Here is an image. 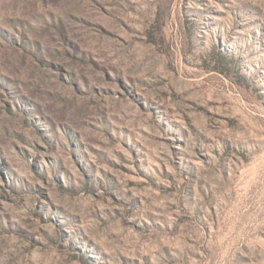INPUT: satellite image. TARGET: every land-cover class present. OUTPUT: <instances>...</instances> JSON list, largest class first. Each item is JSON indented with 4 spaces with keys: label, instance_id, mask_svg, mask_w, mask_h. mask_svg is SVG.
<instances>
[{
    "label": "rangeland",
    "instance_id": "1",
    "mask_svg": "<svg viewBox=\"0 0 264 264\" xmlns=\"http://www.w3.org/2000/svg\"><path fill=\"white\" fill-rule=\"evenodd\" d=\"M0 264H264V0H0Z\"/></svg>",
    "mask_w": 264,
    "mask_h": 264
}]
</instances>
